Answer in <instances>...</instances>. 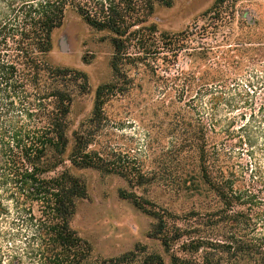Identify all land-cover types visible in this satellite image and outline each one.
<instances>
[{
	"label": "trees",
	"instance_id": "obj_1",
	"mask_svg": "<svg viewBox=\"0 0 264 264\" xmlns=\"http://www.w3.org/2000/svg\"><path fill=\"white\" fill-rule=\"evenodd\" d=\"M173 1L0 0V264L89 263L91 246L70 226L77 203L87 198V189L71 169L119 174L136 185L146 182L138 171H123L90 151L88 132H74L68 152L70 108L75 95L87 93L89 87L84 72L49 62L53 33L62 26L66 12L73 10L91 29L107 32L113 49V81L95 90L91 121L98 123L104 104L128 89L125 66H137L162 51L177 57L186 49L195 50L190 39L193 33L159 34L148 23L156 6L170 8ZM234 2L215 0L202 15L209 21L197 35L204 37L211 29L225 27ZM246 50L258 55L252 64L264 59L260 48ZM181 78L185 86L188 79ZM214 94L219 96L211 100H224L221 91ZM263 111L264 104L259 109ZM250 118L254 122L252 114ZM259 122L264 124V115ZM247 129L249 120L237 132L247 135ZM253 133L240 138L250 148ZM206 136V127L196 134L191 130L199 183L217 198L218 208L178 217L148 208L151 204L134 194L120 196L156 220L149 235L170 254L169 264H235L240 260L264 264V233L260 232L264 230V168L250 151L254 163L249 181L237 184L235 173L219 164L224 150L211 147ZM93 264L165 263L160 255L138 245Z\"/></svg>",
	"mask_w": 264,
	"mask_h": 264
},
{
	"label": "rangeland",
	"instance_id": "obj_2",
	"mask_svg": "<svg viewBox=\"0 0 264 264\" xmlns=\"http://www.w3.org/2000/svg\"><path fill=\"white\" fill-rule=\"evenodd\" d=\"M214 1L174 0L170 8H154L148 23L159 34L193 33L190 39L195 50L186 49L177 57L162 51L137 66H125L128 89L104 104L98 123L91 121L95 90L113 81L108 33L91 29L73 10L66 12L62 26L53 33L49 62L82 71L88 78V92L76 94L70 108L68 152L73 133L88 132L90 151L146 179L145 184L136 185L119 174L70 170L87 189V198L77 203L70 226L91 246L88 264L116 258L138 245L170 263V254L149 235L156 220L121 193L134 194L151 204L148 208L178 217L204 214L220 206L199 183L192 129L196 134L206 127L209 145L224 150L219 164L235 173L237 184L249 181L254 163L250 151L264 168V124L259 122L264 115L259 112L264 104V59L252 64L258 55L246 50L260 48L264 56V0H235L226 26L200 37L198 31L209 21L202 15ZM202 49L204 55L199 54ZM181 77L188 79L185 86ZM220 91L224 100H211ZM246 120L250 124L247 135L256 134L251 148L240 140L247 135L237 132ZM235 264L254 263L240 260Z\"/></svg>",
	"mask_w": 264,
	"mask_h": 264
}]
</instances>
